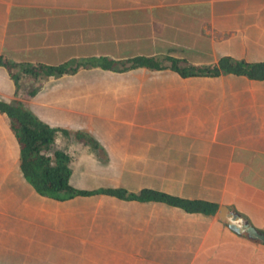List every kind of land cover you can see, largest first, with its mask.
Listing matches in <instances>:
<instances>
[{
    "label": "crops",
    "instance_id": "obj_1",
    "mask_svg": "<svg viewBox=\"0 0 264 264\" xmlns=\"http://www.w3.org/2000/svg\"><path fill=\"white\" fill-rule=\"evenodd\" d=\"M0 53L46 64L140 54L264 60V0H0ZM21 79L36 88L21 98L26 105L68 132L57 130L55 146L71 156L73 186L204 199L232 208L247 227L217 218L218 208L42 195L0 112V264H264V79L145 66ZM15 89L0 65V98L14 99ZM254 203L263 208L255 223Z\"/></svg>",
    "mask_w": 264,
    "mask_h": 264
},
{
    "label": "trees",
    "instance_id": "obj_2",
    "mask_svg": "<svg viewBox=\"0 0 264 264\" xmlns=\"http://www.w3.org/2000/svg\"><path fill=\"white\" fill-rule=\"evenodd\" d=\"M0 65L6 67L16 87L25 74L33 77L62 74L75 71L81 66H100L105 69L126 70L145 66L151 69L169 68L182 76H217L225 73L244 75L252 79H264V60L249 61L221 55L215 62L193 64L186 58L172 55H134L123 59H111L108 56L84 57L72 64L71 60L58 64L16 62L0 53ZM118 65V66H117ZM36 92L32 88L29 94ZM0 112H4L9 126L14 132L20 147V166L25 178L42 195L57 199H66L78 194L106 193L124 199L156 200L182 207L189 212L214 214L218 203L199 199L184 198L161 190L142 188L130 191L123 187L82 189L70 183L71 156L55 146L57 130L68 134L65 128L49 125L39 118L21 99L4 100L0 98ZM78 139H93L82 132L73 133Z\"/></svg>",
    "mask_w": 264,
    "mask_h": 264
},
{
    "label": "water",
    "instance_id": "obj_3",
    "mask_svg": "<svg viewBox=\"0 0 264 264\" xmlns=\"http://www.w3.org/2000/svg\"><path fill=\"white\" fill-rule=\"evenodd\" d=\"M216 217L225 221L233 226L239 228L240 232H244L247 227V223L245 222L246 218L235 212L232 208H229L227 205L222 204L219 206L216 211ZM258 236H262L263 233L257 231Z\"/></svg>",
    "mask_w": 264,
    "mask_h": 264
},
{
    "label": "rangeland",
    "instance_id": "obj_4",
    "mask_svg": "<svg viewBox=\"0 0 264 264\" xmlns=\"http://www.w3.org/2000/svg\"><path fill=\"white\" fill-rule=\"evenodd\" d=\"M26 80L21 79V85L19 87H16L15 92H14V94L16 95L15 99H21L22 97H26L27 95H30L29 91L32 88H34L33 86L35 85V83L31 82L29 79H26ZM29 82H31L32 84ZM23 102L26 104L25 101ZM260 202L264 203V199L262 198ZM251 209L253 210V214H256L255 216H253V221H252L253 223H255L258 218H261L263 216V211H260V209H263V208L259 209L258 206L254 203V206H251Z\"/></svg>",
    "mask_w": 264,
    "mask_h": 264
}]
</instances>
